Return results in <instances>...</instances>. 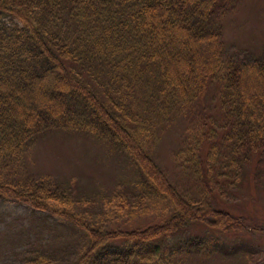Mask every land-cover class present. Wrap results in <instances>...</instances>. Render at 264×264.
<instances>
[{
	"label": "trees",
	"instance_id": "obj_1",
	"mask_svg": "<svg viewBox=\"0 0 264 264\" xmlns=\"http://www.w3.org/2000/svg\"><path fill=\"white\" fill-rule=\"evenodd\" d=\"M237 1L0 0V201L30 205L80 229L88 243L75 264H184L195 255L229 254L220 237L184 231L201 224L241 232L244 219L213 199L188 201L147 153L141 120L93 81L120 66L119 75H136L160 115L203 106L218 84L221 118L212 124L204 118L187 162L199 166L209 193L222 194L251 156L264 152V57H230L223 40L221 19ZM217 130L227 146L222 160L215 157ZM54 131L85 132L125 150L141 178L118 208L129 213L148 200L166 199L170 215L143 228L107 229L71 210V188L50 177L21 175L29 148Z\"/></svg>",
	"mask_w": 264,
	"mask_h": 264
},
{
	"label": "rangeland",
	"instance_id": "obj_2",
	"mask_svg": "<svg viewBox=\"0 0 264 264\" xmlns=\"http://www.w3.org/2000/svg\"><path fill=\"white\" fill-rule=\"evenodd\" d=\"M236 4L221 19L226 52L230 57L244 60L262 59L264 0H238ZM117 69L100 73L93 84L103 90V95L108 93L115 102L123 103L127 115L141 120L145 149L171 184L188 201L203 203L213 199L218 208L242 217L246 224L244 231L226 233L201 224L189 227L184 234L218 236L222 246L231 252L214 251L207 257L195 255L184 264H264V162L261 161L264 152L253 154L236 183L226 186L220 195L215 190L209 193L203 186L199 166L196 169V165L187 162V157L194 154L191 147L204 118L209 124L221 118L218 84L210 87L203 106L160 115L150 106L144 86L136 83V75L125 77L119 75L121 67ZM111 77L113 80L109 82ZM102 100L108 104L105 96ZM222 136L223 131L217 130L215 157L220 160L227 152V146L219 139ZM210 144L211 140L207 139L202 147L204 165ZM18 170L23 176L50 177L65 188H71L76 201L73 207L70 206L71 210L107 229L143 228L163 221L173 210L168 200L157 201L155 198L148 200L143 208L129 213L118 208L123 193L137 191L141 171L125 150L114 149L105 140L85 132L54 131L40 137L29 148L24 165ZM209 185L211 188L210 182ZM252 226L259 230L254 232ZM87 239L80 229L66 220L15 200L0 201V264H32L31 256L45 259L48 264H75Z\"/></svg>",
	"mask_w": 264,
	"mask_h": 264
}]
</instances>
